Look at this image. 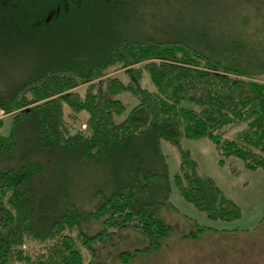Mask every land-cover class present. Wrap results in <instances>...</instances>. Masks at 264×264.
Returning a JSON list of instances; mask_svg holds the SVG:
<instances>
[{
  "label": "trees",
  "instance_id": "16d2710c",
  "mask_svg": "<svg viewBox=\"0 0 264 264\" xmlns=\"http://www.w3.org/2000/svg\"><path fill=\"white\" fill-rule=\"evenodd\" d=\"M0 37L18 56L0 76V264H91L94 246L126 228L148 245L119 253L123 264L157 251L173 232L160 215L176 208L173 183L212 219L241 216L182 142L206 138L221 166L239 158L264 171V0H0ZM118 69L127 81L110 75ZM123 92L138 102L116 122ZM82 112L84 127L69 130L67 115ZM144 139L156 164H137L134 149L129 180L97 190L91 208L68 189L49 197L46 175L58 158L102 167ZM162 141L181 157L173 180ZM84 218L103 229L87 233ZM196 225L183 237L215 229Z\"/></svg>",
  "mask_w": 264,
  "mask_h": 264
},
{
  "label": "rangeland",
  "instance_id": "374dc122",
  "mask_svg": "<svg viewBox=\"0 0 264 264\" xmlns=\"http://www.w3.org/2000/svg\"><path fill=\"white\" fill-rule=\"evenodd\" d=\"M6 42L0 37V76L5 75L7 78L14 72V62L18 56L15 47ZM23 57L26 58V54ZM110 75H118L123 81L128 80L123 69L112 70ZM261 79L264 80V75ZM143 86L153 89L147 75ZM117 97L126 107L124 113L115 116V121L121 122L138 101L129 92H123ZM4 116L0 110V117ZM87 117L86 112L80 113L77 119H70L67 115L68 129L76 131L84 127ZM10 123L11 117H7L4 133L9 131ZM182 145L198 161L201 172L213 177L225 194L239 205L241 216L235 220L212 219L186 201L173 183L170 200L176 208L167 205L160 210L162 218L173 227L172 234L157 251L139 254L129 264H264V171L245 168L239 158H231L228 164L221 166L215 145L206 138L184 139ZM161 147L173 180L181 162L180 154L169 142L162 141ZM131 152L138 155L137 164H156V155L149 139L134 143L129 154L125 157L122 155L116 163H107L102 167L85 166L74 159L61 162L58 158L59 162L46 175L47 186H50L46 188L47 193H51L53 188L55 191L68 189L85 209H89L95 202L93 197L97 190L110 193L118 184L129 180L130 169L127 165L133 163L131 160L134 157ZM64 162L67 167L63 165ZM164 192L165 187L161 192L157 191L155 197L161 198ZM52 195L49 194V197ZM196 223L216 230H206L196 238H184V232L196 230ZM83 227L89 234L103 229L102 223L87 218L83 219ZM147 245V236L133 228H126L94 246L97 250L94 260L89 251L84 249V253L88 262L93 260L91 264H123L119 253L143 249Z\"/></svg>",
  "mask_w": 264,
  "mask_h": 264
}]
</instances>
